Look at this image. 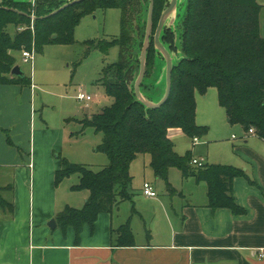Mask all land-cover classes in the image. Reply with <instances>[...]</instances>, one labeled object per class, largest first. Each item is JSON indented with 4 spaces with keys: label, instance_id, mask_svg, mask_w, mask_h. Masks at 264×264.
<instances>
[{
    "label": "trees",
    "instance_id": "obj_1",
    "mask_svg": "<svg viewBox=\"0 0 264 264\" xmlns=\"http://www.w3.org/2000/svg\"><path fill=\"white\" fill-rule=\"evenodd\" d=\"M69 1L72 0H0V85H32L31 77L12 74L17 65L14 52H41L46 44L73 43L75 27L84 15L107 8L123 11L119 37L108 41H86L90 48L107 50L114 45L121 48L119 60L105 66L100 79L114 102L101 112L80 120L84 128L90 126L103 133L98 148L107 155L108 164L94 170L61 157L56 185L77 174L79 181L72 190H87L89 196L83 207L66 206L56 214L58 228L65 233L72 227L76 242H79L84 226L94 228L100 213L111 212L121 202L132 200L130 166L141 154L150 155L156 177L166 181L170 191L175 189L169 182V170L177 167L183 178L193 177L206 182L209 207L214 210L228 208L236 215L244 214L246 210L236 202L233 191L236 177L248 178L244 170L226 164H193L192 151L179 154L169 130L179 128L193 139L205 136L208 127L196 122V92L204 93L207 88L216 87L220 105L226 110L229 121L241 124L246 130L253 128L254 134L264 139V36L261 32L264 5L258 0H187L181 23L182 56L174 64L170 96L160 107L150 108L135 93L147 32L146 21L143 40L134 55L127 15L135 0H82L50 15ZM144 1L150 4V0H140ZM167 2L155 0L146 75L141 86L144 96L152 102H158L164 95L155 100L144 89L147 88L146 80L152 75L156 56H163L154 39ZM32 14L35 19L31 18ZM9 25L18 30L12 34ZM166 33L168 35L167 26L162 38H167ZM168 38L173 43L174 34ZM8 140L11 142L10 136ZM10 187H0V190ZM0 206L10 212L14 210L13 203L2 195ZM112 233L113 245H133L129 222L113 229Z\"/></svg>",
    "mask_w": 264,
    "mask_h": 264
},
{
    "label": "crops",
    "instance_id": "obj_2",
    "mask_svg": "<svg viewBox=\"0 0 264 264\" xmlns=\"http://www.w3.org/2000/svg\"><path fill=\"white\" fill-rule=\"evenodd\" d=\"M261 32L264 36L262 22ZM33 85V81L28 88L0 85V172L12 174V181L0 187L11 186L5 190L11 192L9 202L14 205L13 212L3 209L0 214V264H264V139L241 124L224 132L227 112L213 102L210 110L220 125L214 134L203 136L206 154L194 158L244 170L248 178L236 177L233 183L244 214L209 207L206 182L190 177L183 178L181 186L171 182L175 190L164 188L162 197L134 190L132 200L100 213L94 228L85 225L79 242L72 227L65 233L57 221L51 227L49 223L66 206L83 207L89 192L71 190L78 176L64 189L62 183L56 185L61 157H71V151L65 152L66 143L76 131L68 129L71 122L66 116L29 122L30 108L18 101L31 93ZM234 130L242 140L228 149L221 143L237 139ZM173 132L183 131L170 129L171 139ZM147 162L151 167V157ZM69 190L80 195L71 200ZM127 222L133 245H113V229Z\"/></svg>",
    "mask_w": 264,
    "mask_h": 264
},
{
    "label": "rangeland",
    "instance_id": "obj_3",
    "mask_svg": "<svg viewBox=\"0 0 264 264\" xmlns=\"http://www.w3.org/2000/svg\"><path fill=\"white\" fill-rule=\"evenodd\" d=\"M135 1L128 11L127 25L133 37V54L137 55L138 46L142 42L145 32L149 4L148 1L147 3L145 1L142 3L140 0ZM258 2L264 5V0H258ZM167 3L169 4V0ZM186 3L187 0H178L176 11L168 18V35L167 33L164 34L167 38H162L163 44L173 57L174 64L182 56L180 51L181 23L186 10ZM122 17L123 11L120 8L98 9L94 13L84 15L76 25L74 30L75 42L46 44L41 52L34 50L31 62L24 61L22 52H14L17 65L22 68L26 76L32 78L34 83L31 93L27 92L23 99L18 101L23 104L27 103L30 108L29 122L31 120L37 123L43 122V120L53 122L52 118L54 121H58L66 116L71 122L68 129L76 131L75 138H70L69 142L66 143L65 152L71 151L69 160L87 165L94 170H99L108 164L107 155L98 148L103 141V133L90 126L84 128L81 122H73V119L78 121L86 116L101 112L103 108L114 102V98L107 93L100 79L103 68L119 60L121 48L118 45L111 46L107 50L90 48L86 41H108L119 37ZM261 22L264 24V8L261 12ZM31 25L33 27V21ZM8 30L14 34L18 29L13 25H9ZM169 33L174 34L173 43L168 38ZM154 64L152 75L146 80L147 88L144 90L157 100L162 97L166 88V61L164 56H156ZM21 87L28 88L29 86L22 85ZM80 91L90 94L92 100L88 103L78 100L77 95ZM212 102L218 107L221 106L216 87H209L204 93L196 92V122L198 125L207 126V134L210 133V135L214 134L220 125L216 114L210 110ZM223 119L225 127H227L224 132L229 131V129L231 132L235 124L229 121L228 116ZM232 133L236 134L238 138L231 139V144L227 141L221 143V145H228V149H231L233 143L242 140L237 131L234 130ZM3 135L7 137V135ZM10 136L12 138L11 134ZM172 138L175 150L179 154H185L191 150L195 157L200 153L206 154L205 152L208 150L206 139L203 136L199 137L197 142H194L193 137L184 132H173ZM147 157H150L149 154H141L131 164L133 192L135 190L140 194L139 190L143 187L145 180H148V182L150 181L155 185L158 197H162L166 194L164 188L168 187L167 182L162 179L158 180L153 169L149 166V162H147ZM146 175L147 177H145ZM77 176V174H74L67 179L65 178L61 182L62 189L73 184L77 180ZM11 179L12 174L10 171L7 173L0 172V186L11 182ZM184 181L182 172L177 167L170 168V183L173 182L181 186ZM71 190H69V197L71 200H75L74 197L80 194L71 192ZM10 193L8 190H0V195L8 201H10ZM3 211L0 206V214Z\"/></svg>",
    "mask_w": 264,
    "mask_h": 264
},
{
    "label": "water",
    "instance_id": "obj_4",
    "mask_svg": "<svg viewBox=\"0 0 264 264\" xmlns=\"http://www.w3.org/2000/svg\"><path fill=\"white\" fill-rule=\"evenodd\" d=\"M82 0H72L64 5H62L59 9L53 11L50 15H54L58 13L60 10L66 8L67 6L74 4L76 2H80ZM177 4L178 0H169V4L166 7V9L163 11L161 19L159 21L156 33H155V45L158 48V50L162 53V55L165 58L166 61V72H165V80H166V88H165V93L163 97L158 101V102H152L148 100L144 94L142 93L141 86L143 83V80L146 75V59H147V53H148V48L150 46V41H151V35H152V30H153V16H154V9H155V0H150L149 4V12H148V17H147V32H146V39L143 47V51L141 53L140 57V70L139 74L135 83V93L138 97V99L143 102L147 107L150 108H158L160 107L166 100L169 98L170 93H171V88H172V72L174 68V61L173 57L168 51V49L165 47V45L162 42V34L164 32L165 27L167 26L168 18L170 15H172L176 9H177ZM11 10H16L17 9H12ZM31 18L35 19L36 17L31 15ZM53 38H56V35L53 36ZM12 74L14 76H23L24 72L22 68L19 65H16L12 69ZM49 225L51 227L56 226V220L53 219Z\"/></svg>",
    "mask_w": 264,
    "mask_h": 264
},
{
    "label": "built area",
    "instance_id": "obj_5",
    "mask_svg": "<svg viewBox=\"0 0 264 264\" xmlns=\"http://www.w3.org/2000/svg\"><path fill=\"white\" fill-rule=\"evenodd\" d=\"M33 52L34 50H23L22 51V56L25 62H31L33 60V56H34ZM77 99L82 102L88 103V101L92 100V96L90 94L80 91L77 95ZM248 131L250 133H254L253 128H250ZM198 139L199 137H194L193 140L194 142H197ZM192 163L195 165H199V166L205 164L202 159H198V158H193ZM142 193L147 197H156L158 195L154 185L148 181L144 182L143 187H142Z\"/></svg>",
    "mask_w": 264,
    "mask_h": 264
}]
</instances>
